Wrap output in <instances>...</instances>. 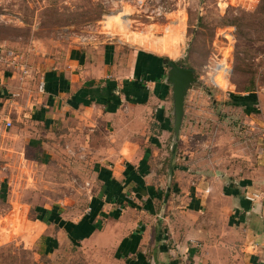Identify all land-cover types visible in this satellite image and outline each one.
<instances>
[{"label": "crops", "instance_id": "0c3cea01", "mask_svg": "<svg viewBox=\"0 0 264 264\" xmlns=\"http://www.w3.org/2000/svg\"><path fill=\"white\" fill-rule=\"evenodd\" d=\"M123 36L119 46L73 51L65 63L37 68L36 96L24 106L30 112L17 116L21 134L9 99L15 91L27 94L28 80L0 62V153L13 151L17 135L30 133L35 139L37 132L30 148L46 164V131L69 113L78 144L73 153L87 159L99 183L78 219H64L59 204L36 207V217L43 216L38 211H52L54 224L36 220L38 235L28 248L39 239L38 252L49 255L70 243L101 255L95 264H264V86L257 84L254 99L231 101L239 123L254 129L245 137L237 127L240 142L231 152L209 147L204 131L192 130V90L176 142L171 89L165 83V61L173 59L139 43L138 33ZM19 63L29 72L23 56ZM244 98L250 103L246 115ZM99 139L104 140L99 144ZM242 142L252 146L244 150ZM0 184L2 193L5 183Z\"/></svg>", "mask_w": 264, "mask_h": 264}, {"label": "rangeland", "instance_id": "374dc122", "mask_svg": "<svg viewBox=\"0 0 264 264\" xmlns=\"http://www.w3.org/2000/svg\"><path fill=\"white\" fill-rule=\"evenodd\" d=\"M263 9L264 0H0V45L13 49L29 65L27 94H11L10 103L16 107L11 115L19 126L17 116L30 112L24 106L36 96L37 68L65 63L73 51L119 46L117 39L125 41L123 35L138 33L139 43L196 73L194 104L188 111L192 130L204 131L209 147L231 152L240 142L237 127L245 137L254 129L239 123L230 103L235 97H257L242 92L252 83L255 88L264 86ZM246 105L242 114L250 107ZM70 116L67 113L52 131L47 129L46 164L38 161V150L30 148L29 141L36 143L38 133L35 139L30 133L20 135V126L13 151L1 150L0 168L9 166L0 171V183H5L0 191V264H95L101 257L70 243L49 255L38 252L39 239L33 249L27 244L38 235L33 228L39 219L36 207L59 204L64 219H78L99 191L87 159L73 153L78 144ZM31 127L38 128L35 123ZM43 132L41 127V138ZM241 145L248 150V144Z\"/></svg>", "mask_w": 264, "mask_h": 264}, {"label": "water", "instance_id": "95a60500", "mask_svg": "<svg viewBox=\"0 0 264 264\" xmlns=\"http://www.w3.org/2000/svg\"><path fill=\"white\" fill-rule=\"evenodd\" d=\"M165 65L167 67L165 83L171 89L173 104V137L177 142L185 113L186 96L198 80L192 69L179 66L175 60H167Z\"/></svg>", "mask_w": 264, "mask_h": 264}, {"label": "built area", "instance_id": "2783aa9c", "mask_svg": "<svg viewBox=\"0 0 264 264\" xmlns=\"http://www.w3.org/2000/svg\"><path fill=\"white\" fill-rule=\"evenodd\" d=\"M21 56L15 53L12 49L7 47L0 46V62L6 61V63L15 69H19L23 75L28 74L27 64L19 63ZM44 91V84L41 82L38 85V92L42 93ZM6 128L11 127V122L9 120H5Z\"/></svg>", "mask_w": 264, "mask_h": 264}, {"label": "trees", "instance_id": "16d2710c", "mask_svg": "<svg viewBox=\"0 0 264 264\" xmlns=\"http://www.w3.org/2000/svg\"><path fill=\"white\" fill-rule=\"evenodd\" d=\"M264 11V9H263ZM177 64L179 66H181L179 64V62H177ZM255 91V85L254 83H252L249 87H247L246 89H244L242 92H245V93H251V92H254ZM236 98V97H235ZM252 99H254V96H251ZM247 100V99H246ZM244 99V101L242 102V105H246L247 104V101ZM39 215L40 213L43 214L42 217H37L39 218L40 221L44 222V223H50V222H53L52 218H53V215H52V211H44V210H41V211H38ZM55 220V219H54Z\"/></svg>", "mask_w": 264, "mask_h": 264}]
</instances>
